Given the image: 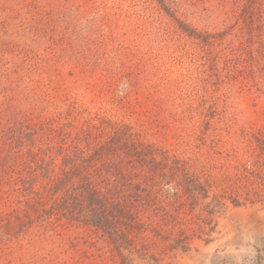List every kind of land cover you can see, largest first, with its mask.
I'll list each match as a JSON object with an SVG mask.
<instances>
[{
    "label": "rangeland",
    "instance_id": "obj_1",
    "mask_svg": "<svg viewBox=\"0 0 264 264\" xmlns=\"http://www.w3.org/2000/svg\"><path fill=\"white\" fill-rule=\"evenodd\" d=\"M168 1L171 12L158 0H0V110L12 117L3 99L19 81L32 87L13 68L38 48L33 29L65 34L101 65L87 76L68 66L59 91L18 106L24 128L70 106L79 125L132 128L140 155L127 174L142 195L127 238L66 220L24 235L20 221L1 222L0 264L8 251L13 264H264V0Z\"/></svg>",
    "mask_w": 264,
    "mask_h": 264
},
{
    "label": "trees",
    "instance_id": "obj_2",
    "mask_svg": "<svg viewBox=\"0 0 264 264\" xmlns=\"http://www.w3.org/2000/svg\"><path fill=\"white\" fill-rule=\"evenodd\" d=\"M158 1L168 12L172 11L171 2ZM229 2L222 0L221 4L226 7ZM255 3L259 4V0H234L233 7L246 10ZM66 37L57 30L41 31L35 27L32 42L38 48L26 46L20 52L22 61L14 65L16 73L24 71L33 83L18 91L19 81L11 88L12 94L3 99L4 106L12 107V117L0 110V223L10 226L18 220L19 233L24 235L35 224L47 227L66 220L93 228L102 237L127 238L129 230L135 229L133 221L139 214V210H134L142 206L141 189L127 174V167H138L131 158L140 155L139 145L133 141L136 133H130L132 128L106 119L79 125L71 106L66 113L59 112L56 117L35 124L30 122L24 128L31 119L30 112L26 115L18 111V106H30L35 97L50 98V93L40 94L46 85L59 91L55 81L64 76L68 66L79 68L84 76L98 71L101 63L95 65L87 51H76L74 46L64 44ZM2 67L0 84L9 78ZM10 85L13 82L6 88ZM23 92L27 93L26 102L17 97ZM15 117H21L20 121L12 122ZM8 139L19 143L9 144ZM30 209H34L35 216ZM3 256L8 259L7 264L17 259L11 251Z\"/></svg>",
    "mask_w": 264,
    "mask_h": 264
}]
</instances>
